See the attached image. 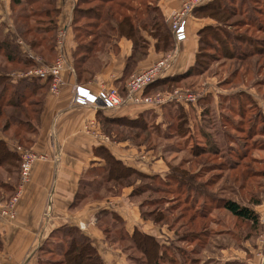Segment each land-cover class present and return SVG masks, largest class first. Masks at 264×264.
<instances>
[{"label":"rangeland","instance_id":"1","mask_svg":"<svg viewBox=\"0 0 264 264\" xmlns=\"http://www.w3.org/2000/svg\"><path fill=\"white\" fill-rule=\"evenodd\" d=\"M21 1L0 0V42L11 43L24 60L9 62L0 54V89L6 83L9 95L18 87L20 94L26 92L21 106L6 108L0 104V111H4L0 114V133L16 145L17 151L19 146L30 149L44 97V89L32 91L31 87L23 88L20 81L40 79L22 75L39 67L42 55L52 61L48 53L57 51L56 62L59 51L72 48L73 40L77 57H88L83 68L94 71L100 63L96 57L118 51L115 42L128 38L120 34L119 25L126 15L133 17L134 29L143 38L139 60L145 56L141 51L147 52L152 42L162 57L179 49L172 41L168 50L155 45L149 20L156 15L159 0H74L68 33L58 22L61 8L54 5L57 0L51 6L48 0L31 4ZM203 5L208 8L200 11L196 7L186 17L202 19L197 31L199 48L191 66L172 76L185 74L183 77L147 90L192 92L197 102L172 101L147 109L137 115L139 124L101 126L112 149L96 152L98 159L80 192L88 189L87 198L105 203L106 209L95 216L93 237L81 227L74 226L72 235L66 229L65 242L59 235L41 249V264H72V259H77L75 253L69 255L70 260L59 253L73 236L99 247L103 259L99 264H151L150 247H154V256L167 258L161 264H248L250 256L243 247L247 241L254 243L260 229L234 216L224 205L234 200L253 209L257 200L264 201V0H220ZM51 18L55 27L49 22ZM168 27L172 30L171 23ZM90 76L87 71L84 79ZM121 86L115 87L123 89ZM110 155L132 168L127 176L115 180L105 177L102 169L111 161ZM21 162V157L11 160V164L18 163L19 170ZM4 164L0 165L3 180L8 175ZM16 191H0V200L10 199ZM144 232L153 236L154 243L144 239ZM242 251L247 257L238 260L244 263L227 262L223 257L235 259ZM93 256L83 259V264L91 263ZM4 263L15 262H0Z\"/></svg>","mask_w":264,"mask_h":264},{"label":"crops","instance_id":"2","mask_svg":"<svg viewBox=\"0 0 264 264\" xmlns=\"http://www.w3.org/2000/svg\"><path fill=\"white\" fill-rule=\"evenodd\" d=\"M211 1L213 0H204L198 8ZM6 5L9 8V5ZM54 5L61 8L58 22L68 33L73 20L74 0H57ZM157 6L168 26L172 14L181 8V0H159ZM201 25L202 19L195 15L185 20L178 31L176 42L180 51L171 68L167 70V76L181 74L191 66L199 48L197 31ZM115 43L119 46L118 51H106L102 57H97L100 63L94 70L93 77L79 80L74 68L77 51H73L74 44L71 40L72 48L63 51L67 66L62 71L65 84L60 93H52L49 77L40 78L36 82L44 89V97L39 106L30 149L39 154H46L48 160L34 163L30 180L22 188L16 219L9 220L0 215V247L3 249L0 251V262L41 264L40 259L43 258L41 249L48 247L59 235L65 242L67 239L64 234L69 226L81 227L82 230H86L85 233L88 232V235L93 237L95 216L100 210L106 209L105 203L98 200L91 202L87 198L90 191L80 190L84 181H88L86 177L89 175L90 167L98 159L95 149L97 147L112 149V145L108 141L94 137L92 131L101 133L103 116L135 120L138 114L147 109L123 107L115 110H96L90 106H76L71 101L73 87L75 84H83L95 92L104 87H122L121 84L126 83L130 74L149 67L162 57V52L157 51L152 42L144 58L139 60V57H136L135 61H132L134 46L131 39L121 38ZM48 54L54 60L57 51ZM42 58H40L42 64L53 63V60L43 58L44 61ZM87 62L88 59L84 60L83 65L86 66ZM0 138L5 142L8 152L19 155L16 145H12L11 140L1 133ZM8 158V156L0 158V165L3 166L5 163L8 172L5 180L0 179V184L4 182L3 186L0 185L3 194L5 190L16 191L20 187L19 168H12L11 160ZM86 185L88 187V183ZM253 209L259 217L260 232L253 244L247 241L243 247L250 257H247L243 250L237 253V257L233 256L235 259H230L228 255L223 256L228 259L227 262L243 260L244 256L248 258V264H259L261 261L264 245V201L261 200L259 204L254 205ZM92 245L96 246L93 243ZM97 250L100 254L99 247Z\"/></svg>","mask_w":264,"mask_h":264},{"label":"built area","instance_id":"3","mask_svg":"<svg viewBox=\"0 0 264 264\" xmlns=\"http://www.w3.org/2000/svg\"><path fill=\"white\" fill-rule=\"evenodd\" d=\"M204 0H181V9L175 12L171 19V29L174 33L175 42L178 41V31L190 15L194 8L198 7ZM63 45L61 48H63ZM179 54V49L172 53L163 56L153 65L144 68L134 74H132L123 89H119L115 86L104 87L98 92L93 91L89 86L83 84H75L73 87L72 104L76 106H90L96 110H115L123 107H136L154 109L160 108L172 101L180 102L186 101L189 103H196L197 97L192 92L182 93L178 90L169 93L155 92L147 93L148 88L159 79H163L167 76V70L171 68L174 61ZM35 61L39 62L37 59ZM67 66V61L63 51L56 62L45 65L40 63V66L35 68L33 71H29L22 75V77H38V78H50V89L52 93L59 94L62 87L64 86V80L62 78V71ZM92 134L96 138L101 140L109 141V138L104 134L92 131ZM19 155L22 159L20 165V187L16 193L11 196L10 199L1 201L0 200V215L5 219L15 220L17 217V205L20 200L23 186L29 182L32 167L35 162L40 160H48L46 154H39L32 149H26L19 146ZM5 264V263H4ZM6 264H17V263H6ZM259 264H264V245Z\"/></svg>","mask_w":264,"mask_h":264},{"label":"trees","instance_id":"4","mask_svg":"<svg viewBox=\"0 0 264 264\" xmlns=\"http://www.w3.org/2000/svg\"><path fill=\"white\" fill-rule=\"evenodd\" d=\"M15 1L17 2V4H20V2H22L21 0H15ZM40 1L41 0H28V2L30 4L31 3H37V2H40ZM215 1H220V0H213V2H215ZM47 4H49L51 6V4H53V0H48ZM204 8H208V7L207 6H205V7L201 6V7H199V9H196V10L204 11ZM209 8H213V6H210ZM54 10H56V12H57V9H53V11ZM154 11L156 12V15L153 16V18L151 17V20H149V22L152 23L153 27H154L151 30V35L156 39L155 45H156V47L158 49L163 48V50H168L169 47H170L171 41H172V45L175 46L174 33L166 25V23L164 21V18H163L162 14H161L160 8L158 6H156ZM47 12H50V11H47ZM21 17H23V16H21ZM132 20H133L132 16L126 15L120 21L122 24L119 23V25H121V27H122V31H121L120 34L121 35H125V36H127L128 38H130V39H132L134 41V42L132 41L134 49H133V54H132L131 58L133 59L132 61H135L137 55L140 53L139 52L140 50L138 49V48H140L139 42L141 41L142 44H143V38L141 36L137 35V33H136L137 30L134 29V25L132 23ZM49 22L51 23V25L53 27H55L56 22H55L54 18H51ZM160 30H163L164 33L161 32V33H157L155 35V33L159 32ZM25 31L26 30L24 29L22 31V33L24 34ZM32 45L35 46L36 44L32 43ZM160 45H161V47H160ZM50 46H52V45H50ZM142 47H143V45H142ZM141 53H143V55L146 54L145 51L144 52L141 51ZM0 54H2L5 57H7V60L9 62L16 61L18 63H21L22 61H24L22 58H19L18 55H16V53L12 49L11 43L6 42V40H2V42H0ZM87 58H88L87 56H85V58L77 57L76 58V62L74 63V68H75V71L77 72V77H78L79 80H85L84 76H85L87 71H88L89 74H91L90 78L93 77L94 71L90 72L86 67L83 68V66H84L83 62ZM32 63H34V62L32 61ZM190 72L191 71L189 70L187 73H190ZM184 75L185 74L179 75V76L183 77ZM179 76H176V77L166 76L163 79H159L156 82H154L153 84H151V86L149 88L153 90L154 86L163 85L165 83L173 81L174 79L181 78ZM1 80H3V78L0 76V82H1ZM38 80L35 79L34 82H32V83L30 81H24L23 80V81H20V85H22L23 88L24 87H26V88L27 87H31L32 91H36L38 88H41L39 85L36 84V82ZM7 85L8 84L5 83V85L2 86V88L0 89V104L3 105V106L5 105L6 108L7 107H11L13 105H14L13 107L21 106L20 105V101L24 98V96H26V94H25L26 92L21 91V94H20V90L21 89L18 87V88L14 89V91H13V93L11 95H9L8 94V90H7L9 87ZM3 112L4 111H0V114L3 113ZM7 112H9V111L7 110ZM114 123L131 125V124H134V123L135 124H139L140 122L138 121V119L132 120V119L124 118V117L123 118H112L111 119L109 117L103 116L102 125H103L104 128L108 127L109 125H112ZM19 125L24 126L23 122H20V120H19ZM102 150L104 152L107 151V149L105 147H97L95 149V154H96L97 151L101 152ZM7 156L9 157L8 158L9 160H13V159L16 160L17 158L20 160V155L17 156V154H12V153L7 151V149L5 147V142L0 138V158H6ZM110 157L112 158L111 161L106 165L105 168L102 169V170L106 171V175H105L106 178L113 179V180H115L116 178H124L125 176H127V171L128 170L129 171L132 170L131 167H128L121 160H119L118 158H115V156L110 155ZM10 166L12 168H16L17 169L18 163L17 164L12 163ZM259 203H260V200H257L256 204H259ZM224 206L234 216H236V217H238L240 219H243V220L250 221L252 223V227L253 228H255L257 230L260 229L259 217H258V214L255 212L254 209L249 208V207L244 206V205H241V204L237 203L234 200L226 201ZM73 227L74 226H72V227L69 226L68 227L67 234H71L72 235V233H73L72 231H73V229H75ZM258 227H259V229H258ZM76 228H79V227L76 226ZM144 235H146V237L144 239L150 240L152 243H154L153 242L154 238H153L152 235H147V233H145ZM68 236H70V235H68ZM67 245L68 246L66 247V249L61 251L59 254H62L64 257L66 256L67 257L66 260H70L69 255L75 253L76 255H75L74 258H76V256H77L78 260L77 259H75V260L72 259L73 260L71 262L72 264H83V259H85V258L87 259V257L88 258H92L93 254H94L93 259H92L93 263L91 262V263H88V264H95V262H97V264H99V261L103 262V259L100 256V254H99L98 250L96 249V247L93 246L91 243H89L87 241H85V243L84 242H80L76 237L73 236L70 239V241L67 243ZM90 248L93 249L92 254L90 253V250H91ZM150 248H151V251H150ZM150 248H148V249H149V253H150L149 259L151 261V264H161L162 261L166 262L167 258H164V256H160V257L154 256V254H153L154 247H150ZM95 252L97 254H95ZM146 252H148V250H146ZM157 258H158V260H157ZM171 261H173V259L170 260V262ZM230 264H236V263H230Z\"/></svg>","mask_w":264,"mask_h":264}]
</instances>
